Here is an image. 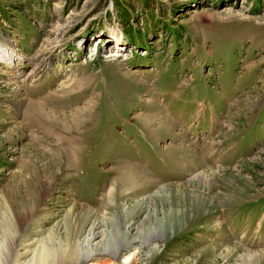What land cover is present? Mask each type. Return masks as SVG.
<instances>
[{
	"label": "rangeland",
	"instance_id": "obj_1",
	"mask_svg": "<svg viewBox=\"0 0 264 264\" xmlns=\"http://www.w3.org/2000/svg\"><path fill=\"white\" fill-rule=\"evenodd\" d=\"M93 227L133 244L87 264H264V0H0L2 264Z\"/></svg>",
	"mask_w": 264,
	"mask_h": 264
},
{
	"label": "bare ground",
	"instance_id": "obj_2",
	"mask_svg": "<svg viewBox=\"0 0 264 264\" xmlns=\"http://www.w3.org/2000/svg\"><path fill=\"white\" fill-rule=\"evenodd\" d=\"M61 30L58 29V31ZM100 45L99 44L97 47H96V52H98L97 50L100 49ZM60 45L58 44V42H54V43H49L45 46H42V49H41V57H43V59L41 60L40 63H37L34 67V70H39L40 67L42 66V64H44L45 62V53L47 51H50L51 49H55L57 47H59ZM12 49V48H10ZM47 54V53H46ZM4 62V61H3ZM2 62V63H3ZM16 67V66H15ZM24 81V80H23ZM37 106V107H36ZM35 109L34 111L36 110H42L41 106L40 105H35V107L33 108ZM53 115V114H52ZM43 116V115H42ZM56 117V115H54ZM51 118V117H50ZM57 118V117H56ZM76 118V117H75ZM55 119V118H54ZM73 122V121H72ZM63 125V124H62ZM66 128V127H65ZM164 128V127H163ZM130 175H128V172L126 170H123L122 173H121V178H118V180H116L114 183L117 184L118 182H122V189L125 187V184H127L128 182L130 183L132 181V183L135 182V180H133L132 178L129 177ZM202 179V178H200ZM133 183V184H134ZM131 184V183H130ZM132 186V185H131ZM136 187V186H135ZM133 188V187H132ZM115 186L113 185V187L111 188V191H110V200L112 199L113 195H115ZM114 198V197H113ZM31 212V211H29ZM32 213V212H31ZM72 213V212H71ZM73 214V213H72ZM32 215V214H31ZM28 220V219H27ZM27 222V221H26ZM22 222H19L17 225H19V227L21 228L23 226V224H21ZM12 226V225H11ZM14 228H17V226L14 224L13 226ZM11 228V227H10ZM13 229V228H12ZM11 231H14V230H11ZM16 231V230H15ZM97 237H98V233H95V230H94V227L92 229V232H90L89 236H87L84 240H78L76 242V245L79 247H81L82 251L81 253L82 256H80L79 258H77L78 260H76L75 262H73L72 264H87V263H90L91 261H93V258L98 254V253H104V254H107L109 256L112 257V259L114 260H117L118 257L121 255V252L123 249L125 248H129L130 246H132L133 242L130 243L129 241H127L126 243L124 244H116V245H109V244H106V237L104 238V240L102 241H98L97 242ZM101 247V248H99ZM101 250L103 252H101ZM126 250V249H125ZM55 252V251H53ZM65 251L61 250L60 254H64ZM72 253V252H71ZM80 253V255H81ZM59 254V256H60ZM62 255V258H64ZM68 255V254H67ZM52 250H50L48 247L46 246H41V250H37L36 251V254H35V257L33 258V261L31 264H50L52 263L53 261H55V259L51 262L52 260ZM134 255H130L129 256V259H132L131 257H133ZM59 258V257H57ZM60 259V258H59ZM62 260V259H61ZM64 260V259H63ZM110 260V259H109ZM103 261V260H102ZM105 261V260H104ZM112 261V260H111ZM130 261V260H129ZM56 262V261H55ZM66 262V261H65ZM64 262V263H65ZM29 263V262H28ZM71 263V262H70ZM0 264H2V258L0 256ZM54 264V262H53ZM56 264V263H55ZM106 264H114V262L112 261L111 263L108 261Z\"/></svg>",
	"mask_w": 264,
	"mask_h": 264
}]
</instances>
